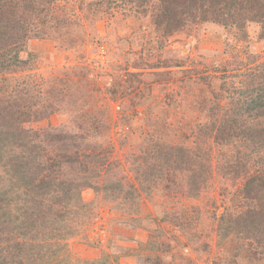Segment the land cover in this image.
Listing matches in <instances>:
<instances>
[{"label":"trees","instance_id":"1","mask_svg":"<svg viewBox=\"0 0 264 264\" xmlns=\"http://www.w3.org/2000/svg\"><path fill=\"white\" fill-rule=\"evenodd\" d=\"M116 13L138 25L124 36L128 46L120 47L124 66L116 69L124 78L114 84L110 76L105 93L148 103L152 129L144 132L140 154L111 160L104 170L110 176H103L95 167L103 168L102 149L110 152L113 143L103 133L104 148L95 135L110 125L87 101L97 75L76 52L100 41L86 24ZM207 29L223 43L211 60H191L192 67L184 68L189 55L167 56L171 36L186 34L196 45ZM33 39L53 42L57 51L71 53L72 62L43 74L42 52L28 47ZM255 42L263 43L262 52L253 49ZM169 81L175 93L166 92L160 103L186 121L165 119L156 130L149 123L151 107L161 104L151 90ZM63 98L81 99L74 126L45 121L61 110ZM189 101L197 103L196 117H187ZM122 119L130 121L126 114ZM90 149H98L97 157L87 165ZM123 164L129 180L116 175ZM215 182L224 190L222 208L213 214L215 234L220 247L231 243L232 249L213 264H264V0H0V264H118L119 255L107 250L81 259L69 249L72 238L91 243L86 231L100 205L123 202L141 214L155 193L199 200ZM85 187L93 189V198L83 199ZM184 211L157 209L143 246L159 252L178 247L181 264H197L183 240L199 235L190 232ZM162 255L149 262L174 264L173 254L163 255L167 263Z\"/></svg>","mask_w":264,"mask_h":264},{"label":"rangeland","instance_id":"2","mask_svg":"<svg viewBox=\"0 0 264 264\" xmlns=\"http://www.w3.org/2000/svg\"><path fill=\"white\" fill-rule=\"evenodd\" d=\"M128 19H123V17H120V15L116 13L115 18L109 20L99 19L92 24H86V27L90 29V34H93V39L99 38L100 41L96 43L88 42L83 50L76 52V55L81 57L79 59L87 61L89 65L93 67L94 74L97 75V81L92 82L90 85L93 89L89 93L87 101L98 106V112L102 111L100 115L103 116V122L110 125L108 129L102 130L103 132H101V134L95 135V140L100 142L104 148L105 146L104 142L102 143L101 136L103 133L107 132L108 135L106 138H110L113 143L110 152L107 148H105V150L102 149L104 157H106L104 159L107 160V162L105 161L103 164V168L99 169L93 165V167H95V172L103 174V176H110L108 175L109 173H104V170L112 163L110 162L111 160L118 159L122 162L123 156L127 153L140 154L139 149L143 147L142 141L144 132L152 129L146 122L148 118V103L144 101L138 103L136 99L130 102L131 99L128 96L119 97L116 93L111 97L105 93L106 85L109 83L120 84V82H122L121 79L124 78L123 74L125 73L116 69L124 66V64H122V55L118 58L121 54L120 47L123 48L128 46V41H126L124 36H127L132 30H136L138 25L137 22ZM193 39V37H187L186 34L182 33L171 36L169 38L171 42H169L167 47L172 48V50L167 56L176 55L186 58V56L189 55V59L184 68H190L192 67L190 63L191 60H193V62H195L196 59L204 60V58L211 60L213 57L210 56L217 52H221L223 49L221 36L211 29L204 30L200 33V40H198L196 45H193V43L196 42L197 39L195 41H193ZM107 41L109 42L108 47H106ZM187 42H189V44H186ZM100 44H103L102 46H105V48L101 47ZM28 47L31 50L42 52L44 59H40V64H42V66L39 67V71L45 75L48 74L47 70L49 68L72 62L71 53L57 51L53 48V42L49 40L41 41L33 39L30 40ZM106 48L109 49L108 52L111 53L112 56L109 59H106L105 56L107 53ZM253 49L257 52H262L263 43H253ZM196 64L197 65H193H195V67L199 66L198 68L204 66L203 63ZM172 70L174 69L172 68ZM126 71H135V69L129 67ZM117 74H121V76L117 77ZM110 76H113L112 81L109 80ZM194 76L195 75H193V77ZM107 80L110 82L108 81L109 83H107ZM156 86L157 88L153 90V93L151 90V94H154L155 101H158L159 104L163 101V96L166 92L175 91V84L171 83V81L163 82ZM121 88L124 89L123 86H120L119 90ZM197 92L198 91H196V94ZM61 98L62 97H60V99ZM63 101V103H60L62 107L61 110L52 113L45 121H50L53 125L57 126L63 125L64 123L69 124V126H74L72 125L73 123L71 124V121H73V119L77 120L79 117L80 112L77 111V107L81 99L78 98L75 102H72L73 98H63ZM197 101H200V99L197 98ZM106 103H109V106L104 110V105ZM150 104L152 106V102H150ZM164 107L165 106L162 104L151 107L152 116L149 123L152 122L154 129H161L160 127L164 124L165 119L170 120V118H172L176 125H178L176 122L177 120L186 121L180 114H177L168 107ZM196 108L197 103L189 101V108L186 112L187 117H196ZM74 111L76 112L75 117H73ZM123 114L129 115L130 121L126 119L123 120ZM95 140L89 139L90 142L97 143ZM96 150L98 149L87 150L86 153H90V155L84 156V160H88L87 165L91 163L90 161L92 159L90 157H97ZM94 151L95 154L93 153ZM123 167L122 171L116 175H124L125 177H121L123 180L125 178L126 180L131 179V173L128 172L127 165L125 166V164H123ZM71 172H77V169H73ZM226 190H228V188H226ZM223 191L222 188L219 187V184L215 182L214 189L203 194L199 200H185L184 198H180L181 195L178 194V192L175 193V191L170 193L166 191L160 197L155 193L154 199L151 202L146 198L141 207V214H136V211H131L133 209L123 202L115 201L102 206L100 205L98 207V217L96 221L89 226L86 231L91 243L86 244L80 239L72 238L68 242L69 249L73 256L81 259L97 257L101 250H107L110 253L119 255L118 264H152L149 261L156 258L155 254L159 253L164 255L170 253L176 257V259L173 260L174 264H181L182 258L180 254L182 251L180 248L176 247L170 251L159 252L143 245L147 244L148 240H150V229L152 227L151 217L155 214L157 209L169 211L170 213L179 208H183L185 209L184 213L191 219L190 232L193 233L194 231L199 235L196 241L189 239L183 240L186 241V245L189 247V255L197 264H213V260L218 261L225 258L232 249L231 243L227 244L225 247H220L214 230L215 218L213 214L219 213L222 208ZM81 194L85 200H89L94 196L93 189L90 187L82 189ZM115 203L118 207H115ZM112 206L115 208H112ZM196 208H198V212ZM187 216L184 219H186ZM139 217L141 220L138 222L136 219ZM151 238L152 242L155 235L153 237L152 234ZM164 239L165 238H160L157 241ZM203 242H207L209 247L203 248L201 245ZM158 244L164 248L163 244H160V242ZM163 255L162 261L167 263L163 259Z\"/></svg>","mask_w":264,"mask_h":264}]
</instances>
